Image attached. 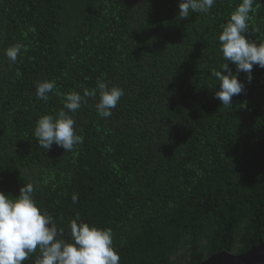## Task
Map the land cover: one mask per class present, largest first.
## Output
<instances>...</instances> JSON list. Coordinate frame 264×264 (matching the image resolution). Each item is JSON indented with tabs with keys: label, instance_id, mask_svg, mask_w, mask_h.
I'll return each instance as SVG.
<instances>
[{
	"label": "trees",
	"instance_id": "obj_1",
	"mask_svg": "<svg viewBox=\"0 0 264 264\" xmlns=\"http://www.w3.org/2000/svg\"><path fill=\"white\" fill-rule=\"evenodd\" d=\"M240 3L182 19L179 0H0V191L32 182L65 238L77 213L110 228L120 264H200L264 243V68L251 82L239 73L231 106L211 76ZM254 7L245 36L259 45L264 0ZM17 43L27 51L13 63L5 50ZM98 79L124 90L112 115L86 97L69 113L83 144L40 147L36 122L64 108L56 92L83 95ZM53 80L38 99L37 82Z\"/></svg>",
	"mask_w": 264,
	"mask_h": 264
},
{
	"label": "clouds",
	"instance_id": "obj_2",
	"mask_svg": "<svg viewBox=\"0 0 264 264\" xmlns=\"http://www.w3.org/2000/svg\"><path fill=\"white\" fill-rule=\"evenodd\" d=\"M256 3L257 0H242L228 22L222 25L219 42L224 63L219 70L213 68L211 76L219 82L214 98L223 106H231L233 96L244 91L245 85L238 78L239 73H246L251 82L254 66L264 68V43L257 45L245 36L249 31L248 22L252 19L250 13H255ZM214 4L215 0H179V17L187 19L193 12L207 14ZM28 31L34 32L35 28L30 27ZM22 50L27 51L26 46L17 43L7 48L5 55L15 63ZM229 62L235 65V74ZM55 83L54 80L37 82V98L47 102ZM56 94L62 95L64 108L55 116H41L36 122L34 137L42 148L49 150L55 144L70 152L83 144L84 138L77 133L76 122L69 113L80 109L82 103H86V97L95 99L98 96L96 111L102 119L108 118L124 90L118 86L109 87L98 79L96 87L85 88L83 95L75 90L63 94L57 91ZM113 167L118 170L119 166ZM34 190V184L29 182L20 188L16 197L0 191V264H23L33 254V264H120L110 228L90 225L77 213L68 225L70 239L65 238L64 229L59 228L54 217L37 204ZM71 200L73 204L79 203V194L73 193Z\"/></svg>",
	"mask_w": 264,
	"mask_h": 264
},
{
	"label": "water",
	"instance_id": "obj_3",
	"mask_svg": "<svg viewBox=\"0 0 264 264\" xmlns=\"http://www.w3.org/2000/svg\"><path fill=\"white\" fill-rule=\"evenodd\" d=\"M200 264H264V243L251 248L245 254H216Z\"/></svg>",
	"mask_w": 264,
	"mask_h": 264
}]
</instances>
